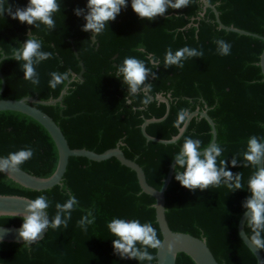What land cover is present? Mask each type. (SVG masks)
<instances>
[{
    "label": "trees",
    "instance_id": "16d2710c",
    "mask_svg": "<svg viewBox=\"0 0 264 264\" xmlns=\"http://www.w3.org/2000/svg\"><path fill=\"white\" fill-rule=\"evenodd\" d=\"M28 0H8L13 10ZM61 11L54 15L56 28L46 30L19 22L7 13L0 16V50L10 54L31 31L42 40V50L53 57L37 66L39 85L23 78L19 62L2 59L0 71L5 87L4 99L25 96L41 100L56 98L66 86L61 102L34 104L50 115L61 128L70 147L102 152L119 144L126 157L143 168L148 183L160 188L168 166L186 137L200 139L207 146L212 138L211 126L205 118L193 117L185 132L173 143L147 141L141 125L145 118H161L169 100V111L160 121L151 122L146 132L157 138L177 135L175 126L181 109L191 112L208 109L217 131L216 142L223 149L219 159H226L228 170L242 173L245 187L230 192L226 186L191 191L175 180V169L165 191L166 218L173 231L205 238L215 259L221 264H256V258L239 237L237 224L245 211L242 202L250 195L246 182L251 167H233L231 159L246 147L247 139L264 137V78L259 58L264 41L252 35L218 28L213 8L226 25L264 36V0H192L188 7L169 8L166 15L154 20L141 19L131 8L121 10L114 21L96 38L83 31L86 23L74 13L85 8L87 0H58ZM205 2L209 6L205 5ZM86 10V8H85ZM231 44V52L221 56L216 52V39ZM189 46L202 49L203 57L184 61L183 68H165L163 58L170 46L173 51ZM73 47L83 62L81 67ZM136 57L151 68L149 56L160 62L152 69L158 78L148 77V91L129 96L122 78H117L116 66L126 57ZM1 58V57H0ZM22 63V62H21ZM69 73L55 89L49 87V73ZM1 86V80H0ZM147 98L150 102L145 104ZM31 147L33 157L21 169L40 177L50 176L57 166L58 152L47 130L32 117L17 111H0V155ZM182 171V169H181ZM63 185V189L61 188ZM71 192L79 201L72 212L68 228H49L44 237L29 246L23 242H0V262L6 264H140L135 259L122 258L113 250L107 223L114 217L151 222L162 239L155 219V199L144 193L136 174L112 157L100 162L71 156L61 184L45 190L26 188L0 172V194L19 195L34 199L43 194L51 201L49 219L55 214V203H63ZM93 208L95 222L85 232L77 221ZM20 216L0 215V225L21 226ZM245 231L250 230L245 227ZM153 255L156 250L149 249ZM264 259V250H260ZM148 264V262H144ZM152 264H156L155 261ZM176 264H195L185 253H178Z\"/></svg>",
    "mask_w": 264,
    "mask_h": 264
},
{
    "label": "clouds",
    "instance_id": "9594fccd",
    "mask_svg": "<svg viewBox=\"0 0 264 264\" xmlns=\"http://www.w3.org/2000/svg\"><path fill=\"white\" fill-rule=\"evenodd\" d=\"M192 0H131V8L141 19L154 20L157 16L166 15L169 8L181 9L188 7ZM128 0H87L85 8L74 9L76 16H82L86 23L82 26L83 31H91L92 37L96 38L102 34L110 21H114L121 10L127 8ZM61 3L58 0H28L23 7H16L13 10L8 0H0V16L7 13L13 19H18L21 23L34 25L39 29L41 25L46 30H54L56 21L54 15L61 11ZM216 52L221 56H227L231 52V44L219 38L214 41ZM202 49L183 46L175 51L169 46L163 58L165 68H183L184 61L203 57ZM0 57L3 59H13L19 62L24 75L23 78L32 85H39L40 78L37 66L47 59L53 57V53L42 50V40L34 36L30 31L28 38L19 46L12 47L10 54H5L0 50ZM152 67L146 66L145 61L136 57H126L116 66L117 78H122V83L127 86L129 96L139 95L151 89V84L147 83L148 77L158 78L152 69L160 65V62L149 56ZM2 62V60H0ZM22 62V63H21ZM49 87L55 89L57 85L67 79L69 73H59L53 71L49 73ZM145 104L150 101L145 98ZM188 112L181 109L175 126L182 124ZM264 127V124H260ZM224 149L218 143H211L202 146L200 139L186 137L180 146L175 157V180L181 186L195 191L226 186L230 192L242 189L245 184L242 182V173H233L228 170L226 159H219L223 155ZM34 155L31 147L22 148L10 152L7 156L0 158V172L15 173L19 167ZM264 137L252 135L247 139L246 147L236 155L232 156L231 165L243 168L251 167L246 182L247 190L250 193L242 202L245 210V227L250 230L244 232L248 240L256 249L264 250ZM182 169V171H181ZM63 185L61 188L63 189ZM67 199L63 203H55V214L49 219L48 209L51 201L46 195H39L34 199L27 200L22 213H14L20 216L23 223L18 230V236L23 241V245L30 246L43 238L46 229H58L61 226L67 229L72 218V212L79 207V201L71 192H66ZM85 214L77 221V227L83 231L88 230V226L94 224L95 215L93 208L81 209ZM2 214V213H0ZM112 240L113 250L122 258L135 259L144 264H152L157 260V255H153L149 249L158 252L164 241L158 237L157 229L151 222L141 223L139 219H124L114 217L107 223ZM4 231L0 230V242L3 241ZM175 248V241H169L167 252L172 254Z\"/></svg>",
    "mask_w": 264,
    "mask_h": 264
},
{
    "label": "water",
    "instance_id": "95a60500",
    "mask_svg": "<svg viewBox=\"0 0 264 264\" xmlns=\"http://www.w3.org/2000/svg\"><path fill=\"white\" fill-rule=\"evenodd\" d=\"M206 6H209L207 2H205ZM213 8L214 16H215V22L218 25V28L224 29L226 31H232L239 34L244 35H252L255 37H259L264 41V36H261L257 33L250 32L245 29H241L238 27H235L233 25H226L224 24L220 18L219 13L216 10V8ZM75 56L79 60V65L81 67L80 72L77 74L78 78L82 79V73L84 72V65L83 62L79 59L78 53L73 47ZM3 58L1 57L0 60ZM259 66L261 68V72L263 74L264 78V46L260 54L259 58ZM0 80H1V86H0V95L2 94L4 87H5V79L0 71ZM66 93V86L61 90V93L58 97L52 98L49 100H41L37 97L32 96H25L21 97L19 99H4L0 98V111H17L24 113L30 117H32L34 120H36L38 123H40L49 133L51 136L57 152H58V161L57 166L54 172L48 176V177H40L33 175L19 167V169L15 173L7 174L4 173L8 178L14 180L18 184L30 188L33 190H45L53 187L54 185L61 184V181L63 179V175L66 171V167L69 161V157L71 156H80L85 157L92 161H103L107 160L109 158H116L122 165L130 168L133 170L136 174L138 184L141 188V190L152 196L155 199V202L153 204V207L155 209V219L158 224V227L161 232L162 241H164V246L155 253L157 255L158 259L155 260L156 264H176V256L178 253L182 252L190 256V258L195 262V264H221L219 263L213 253L211 252L210 248L208 247L205 238H199L197 236L191 235L189 233L180 232V231H173L167 221L166 218V208H165V191L168 187V184L171 180V177L174 172V165H175V157L171 160L168 170L166 173V176L164 177L162 184L160 188H156L152 185H150L146 179L145 172L143 168L137 163L134 159H130L126 157L124 152L120 149L119 144H117L114 147L108 148L102 152H96L87 148H72L70 147L66 137L64 136L61 128L57 123L54 121V119L48 115L46 112L39 109L34 104H44V105H50L55 104L57 102H61L62 96ZM150 99H153V96L146 91ZM156 98L160 101H163L166 103V113L161 118H145L142 125H141V131L143 136L147 141H154L159 143H173L176 142L180 136L185 132L190 120L198 116L200 118H205L209 125L211 126V133L212 138L208 145L211 143L216 142L217 137V131L215 127V123L213 119L208 114V109L205 108L203 110H200L199 108H196L195 110L188 113L185 122L183 125L179 128V132L177 135L173 136L170 139H162L157 138L149 135L146 132V126L151 122H156L164 119L169 111V100L167 97L158 94ZM207 145V146H208ZM3 156L0 155V158ZM262 167H264V162L261 164ZM27 200H30L28 197L19 196V195H3L0 194V215H14V213H22L24 211V207L27 203ZM20 226L15 225H0V230L4 231L6 234H4L3 241L5 242H23L22 239L18 236V230ZM48 229H46L43 232V237ZM237 230L239 237L243 241V243L247 246V248L253 253V255L256 258V264H264V259L261 251L259 249H256L254 245L251 244V242L248 240L247 236L244 235L245 232V211L241 214L238 224H237ZM169 241H175V248L174 252L172 254H169L167 252V244ZM0 264H6L0 262Z\"/></svg>",
    "mask_w": 264,
    "mask_h": 264
}]
</instances>
